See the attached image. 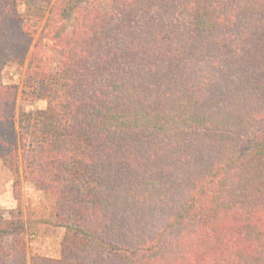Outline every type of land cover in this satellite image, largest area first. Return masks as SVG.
<instances>
[{"label":"trees","instance_id":"trees-1","mask_svg":"<svg viewBox=\"0 0 264 264\" xmlns=\"http://www.w3.org/2000/svg\"><path fill=\"white\" fill-rule=\"evenodd\" d=\"M17 2L0 264H264V0H52L38 29ZM9 63L46 101L18 121ZM23 181L55 199L58 257H28Z\"/></svg>","mask_w":264,"mask_h":264},{"label":"rangeland","instance_id":"rangeland-1","mask_svg":"<svg viewBox=\"0 0 264 264\" xmlns=\"http://www.w3.org/2000/svg\"><path fill=\"white\" fill-rule=\"evenodd\" d=\"M51 1L18 0L15 12L24 16L38 29L42 25L44 15H46ZM25 68V65L9 63L2 70L3 82L5 84H15L19 89L16 102L17 121L23 111L46 106L45 100L34 99L31 101V96L24 88ZM12 181L10 171L0 159V208L6 211L7 216H10L9 211L18 210L17 201L13 197ZM20 209L26 227L24 233L28 245V257L33 255L58 257L64 228L54 222V197L36 189L31 182L23 181Z\"/></svg>","mask_w":264,"mask_h":264}]
</instances>
